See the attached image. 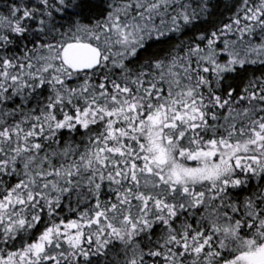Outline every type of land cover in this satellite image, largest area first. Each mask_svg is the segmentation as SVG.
<instances>
[{"label":"snow or ice","instance_id":"obj_1","mask_svg":"<svg viewBox=\"0 0 264 264\" xmlns=\"http://www.w3.org/2000/svg\"><path fill=\"white\" fill-rule=\"evenodd\" d=\"M0 264H264V0H0Z\"/></svg>","mask_w":264,"mask_h":264}]
</instances>
